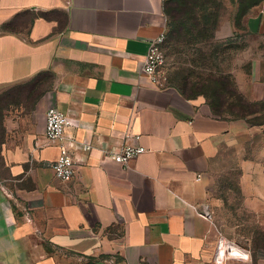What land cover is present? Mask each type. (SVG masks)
Returning <instances> with one entry per match:
<instances>
[{"label":"crops","instance_id":"1","mask_svg":"<svg viewBox=\"0 0 264 264\" xmlns=\"http://www.w3.org/2000/svg\"><path fill=\"white\" fill-rule=\"evenodd\" d=\"M166 1L0 0V264H254L218 259L213 171L263 130L145 78L150 44L168 31ZM227 1L219 38L237 35L236 17L264 37V0ZM243 78L244 98L264 102V79ZM51 108L75 122L67 140L91 145L71 148L70 182L45 138ZM131 135L147 152L111 160L106 150ZM253 161L240 186L263 213L264 164Z\"/></svg>","mask_w":264,"mask_h":264},{"label":"rangeland","instance_id":"2","mask_svg":"<svg viewBox=\"0 0 264 264\" xmlns=\"http://www.w3.org/2000/svg\"><path fill=\"white\" fill-rule=\"evenodd\" d=\"M165 7L170 21L166 86L209 102L220 116L263 130L245 138L242 150L223 153L213 171V210L220 237L245 250L254 264H264V211L249 208L240 186L243 170L250 168L246 164H264V106H252L241 89L246 75L264 79V37L248 34L236 17L237 35L219 38L233 15L227 0H167Z\"/></svg>","mask_w":264,"mask_h":264},{"label":"built area","instance_id":"3","mask_svg":"<svg viewBox=\"0 0 264 264\" xmlns=\"http://www.w3.org/2000/svg\"><path fill=\"white\" fill-rule=\"evenodd\" d=\"M167 41V33H164L156 40L152 41L149 51L145 56L142 71L149 83L155 87L161 88L166 85L168 77L167 57L164 46ZM70 127H76L75 122L68 114H64L55 108L46 112L45 138L49 143L59 144V155L54 161V171L58 179L70 182L74 180L79 173L78 161L71 153V148L88 152L91 145L88 142L76 143L72 139L67 140L66 131ZM140 139L137 135L129 136L118 147L106 150L107 156L116 163L127 165L131 160L147 152L145 147L134 144ZM207 217L210 218L209 215ZM225 241L221 239L220 249ZM222 250V249H221ZM219 261L228 257H241L249 259L248 254L232 253L225 251L219 253Z\"/></svg>","mask_w":264,"mask_h":264},{"label":"trees","instance_id":"4","mask_svg":"<svg viewBox=\"0 0 264 264\" xmlns=\"http://www.w3.org/2000/svg\"><path fill=\"white\" fill-rule=\"evenodd\" d=\"M165 10H166V7H165ZM166 14H167V16L169 15L168 14V12L166 11ZM173 26H175L174 24H173ZM169 27H170V21H169V17H168V31H167V39H169V36H170V31H169ZM166 57H167V55H166ZM184 95V94H183ZM185 96V95H184ZM209 103V102H208ZM252 106H260V107H263L264 106V102H261V103H251V102H249ZM210 104V103H209ZM211 105V104H210ZM211 108H212V105H211ZM213 109V108H212ZM214 111V110H213ZM214 113L217 115V116H220V115H218L215 111H214ZM220 117H223V116H220Z\"/></svg>","mask_w":264,"mask_h":264},{"label":"bare ground","instance_id":"5","mask_svg":"<svg viewBox=\"0 0 264 264\" xmlns=\"http://www.w3.org/2000/svg\"><path fill=\"white\" fill-rule=\"evenodd\" d=\"M222 248H223V253L225 252V251H228V252H232V253H240V254H242L241 252H239L238 250H236V248L230 243V242H224L223 244H222Z\"/></svg>","mask_w":264,"mask_h":264}]
</instances>
